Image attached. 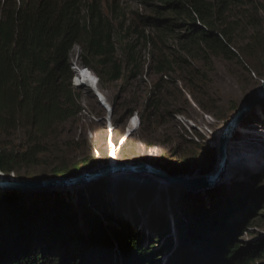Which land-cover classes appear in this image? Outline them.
I'll return each mask as SVG.
<instances>
[{"label":"trees","instance_id":"trees-1","mask_svg":"<svg viewBox=\"0 0 264 264\" xmlns=\"http://www.w3.org/2000/svg\"><path fill=\"white\" fill-rule=\"evenodd\" d=\"M131 1L148 11L134 14L126 27L144 45H165L167 37L176 34L186 43L182 46L227 54L237 37L251 36L245 50H263L259 45L264 43V0ZM81 10V0H0V173L4 175L41 165L46 152L43 140L51 128L79 113L70 84L69 54L74 46H81L79 66L97 76L100 90L107 82L132 80L141 71L135 45H122L117 39L111 12L104 15L96 0L88 3L84 14ZM118 49L124 60L117 59ZM165 58L154 65L156 74L172 69ZM17 132L22 139L8 146L6 139ZM92 164L59 166L50 177L71 176ZM260 181V175L252 177L234 201L186 210L175 218V238L169 224H162L163 234L155 240L143 230L135 231L119 208V200L132 193L149 196L159 191L151 182L142 189L137 177L106 180L94 190L68 195L69 200L61 194L3 193L0 264H264V238L241 241L253 222L264 218ZM102 197L118 203L104 205ZM74 199L81 205L83 228Z\"/></svg>","mask_w":264,"mask_h":264},{"label":"rangeland","instance_id":"rangeland-1","mask_svg":"<svg viewBox=\"0 0 264 264\" xmlns=\"http://www.w3.org/2000/svg\"><path fill=\"white\" fill-rule=\"evenodd\" d=\"M91 1L81 0V14ZM96 1L104 15L111 12V19L116 20V37L123 41L122 45H135L140 73L132 80L107 82L105 90L99 88L107 99L110 109L107 111L93 91L81 84L74 85L73 71L70 84L79 113L51 128L43 140L46 152L41 165L23 166L19 175L0 173V176L19 180L30 179L29 175L47 178L59 166L83 161L92 164L93 160L92 165L82 169L84 172L110 164L112 156L117 163H146L171 176L198 179L197 185L185 190L157 179L137 177L142 180V189L151 182L159 186V191L149 196L135 192L119 200L123 220L135 231L143 230L153 240L162 236L163 231H159L162 224H169L175 238V218L186 210L209 208L238 199L254 176H261L259 185L264 192V103L248 112L231 136L223 174L214 185L206 184L221 160L222 131L235 111L264 82V43L262 47L259 45L263 48L261 51H246L252 37L239 36L230 45L229 53L212 54L195 45L182 46L186 43L175 34L167 37L165 45H144L142 41L137 42L126 27L134 14L148 13L147 10L131 0ZM122 22H125L122 28L118 27ZM80 54L81 46H74L69 54L71 68L79 65ZM163 56L171 62L172 69L156 74L154 65ZM116 57L125 59L119 49ZM80 67L98 81L90 69ZM9 137L6 144L16 145L23 134L17 132ZM253 146L257 148L251 149ZM231 148L241 154L249 150L251 158L235 166V159L231 161L229 156ZM124 179L129 178L118 176L109 181ZM101 185L59 194L69 200L68 195ZM101 199L104 205L118 203V199ZM73 205L79 226L83 228L80 202L74 199ZM260 238H264V218L254 221L241 241L246 244Z\"/></svg>","mask_w":264,"mask_h":264},{"label":"water","instance_id":"water-1","mask_svg":"<svg viewBox=\"0 0 264 264\" xmlns=\"http://www.w3.org/2000/svg\"><path fill=\"white\" fill-rule=\"evenodd\" d=\"M264 103V82L252 93L236 111L234 116L221 133L220 163L215 174L209 175L207 186L213 185L224 171L226 162V149L231 136L240 127L242 120L251 110ZM110 113V112H109ZM3 175V174H2ZM142 177L145 179H157L163 183H169L176 189L189 190L197 185L198 179L193 176H171L161 169L146 163L118 162L103 165L94 170L79 172L71 176L50 179H11L0 176V195L3 193H17L21 195L59 194L72 190H82L92 185L102 184L104 181L113 180L115 177ZM199 189V188H198Z\"/></svg>","mask_w":264,"mask_h":264},{"label":"bare ground","instance_id":"bare-ground-1","mask_svg":"<svg viewBox=\"0 0 264 264\" xmlns=\"http://www.w3.org/2000/svg\"><path fill=\"white\" fill-rule=\"evenodd\" d=\"M76 65L77 64H75V69H74V72H75V83H76V85H78V84L84 85L87 88H89L91 92L93 91L92 94H94V97L95 98L96 97L100 98L101 103H103V105L106 106L105 109L107 111H109L110 109L108 110V106L109 105H108L107 99L105 98L104 94L99 90L98 84H97V82H95L96 79L92 75H89V74L85 73L81 69V67L79 65H77V66ZM98 102H99V100H98ZM256 133H258V132H256ZM255 148H257V147H254L253 146L251 149L254 150ZM220 150H221V147H220ZM248 151L249 150H247L246 153L244 152L243 154H241V153H236V151L235 150L233 151L232 148L230 149L229 156H231V161H232L233 158L235 159V163H234L235 166L238 163L240 164L241 162H243L245 159L248 160V158H251V156L248 155L249 152H251V151H249V152ZM251 153H250V155H251ZM239 155L241 157L240 160L238 159V156ZM115 161L116 160L111 156V163H117ZM225 164H226V162H225ZM225 164H224V167H225ZM214 184H215V182L213 183V185Z\"/></svg>","mask_w":264,"mask_h":264},{"label":"clouds","instance_id":"clouds-1","mask_svg":"<svg viewBox=\"0 0 264 264\" xmlns=\"http://www.w3.org/2000/svg\"><path fill=\"white\" fill-rule=\"evenodd\" d=\"M73 66H74L73 68L70 67L72 71H74V69H75V64ZM95 82H97V81L95 80Z\"/></svg>","mask_w":264,"mask_h":264},{"label":"built area","instance_id":"built-area-1","mask_svg":"<svg viewBox=\"0 0 264 264\" xmlns=\"http://www.w3.org/2000/svg\"><path fill=\"white\" fill-rule=\"evenodd\" d=\"M74 85H76V83Z\"/></svg>","mask_w":264,"mask_h":264}]
</instances>
